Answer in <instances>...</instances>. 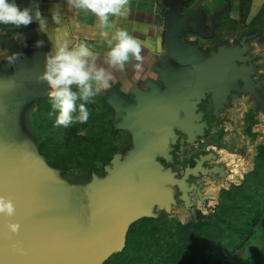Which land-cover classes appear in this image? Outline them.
Wrapping results in <instances>:
<instances>
[{
	"label": "water",
	"instance_id": "95a60500",
	"mask_svg": "<svg viewBox=\"0 0 264 264\" xmlns=\"http://www.w3.org/2000/svg\"><path fill=\"white\" fill-rule=\"evenodd\" d=\"M161 2L162 52L151 73L131 88L113 85L107 91L115 130L129 132L132 146L125 155L115 153L104 167L106 176L93 175L81 186L84 191L47 162L24 123V113L47 95L48 85L37 77L50 46L41 33L29 40L23 35L27 46L10 39L12 49L23 55L8 70L0 68V195L13 199L16 215L0 216V264H104L123 251L134 222L155 216L154 207L170 212L178 198L189 208L193 190L201 198L200 186L187 181L191 174H223L222 165L203 166L210 159L206 155L182 176L161 162L173 164L180 135L187 145L205 136L209 124L200 108L205 100H211L217 121L231 106L232 94L250 95L264 111V75L255 78L256 58L249 53V42L259 33L207 54L183 40L185 31H194L192 24L199 37H212L230 1L210 16L207 33L204 11L185 10L184 0ZM37 39L44 47H34ZM5 219L20 223L16 235L6 231Z\"/></svg>",
	"mask_w": 264,
	"mask_h": 264
},
{
	"label": "rangeland",
	"instance_id": "374dc122",
	"mask_svg": "<svg viewBox=\"0 0 264 264\" xmlns=\"http://www.w3.org/2000/svg\"><path fill=\"white\" fill-rule=\"evenodd\" d=\"M246 2L249 4L251 0ZM221 4L224 2L212 0L201 8L209 5L214 13ZM247 6L250 4L245 6L246 13ZM253 20L250 29L253 26L263 31L264 24L259 25L258 20L264 23V9ZM250 29L242 27L240 30L243 31L226 35H218L214 30L210 38L199 37L208 39L203 42L188 32L186 39L197 40L203 50H207L219 40L236 43ZM258 40L255 38L249 42V53L257 61V79L264 75V42ZM104 93L95 98L93 115L80 127L54 125L49 130L43 128L44 125H40L42 118L49 116L51 110L48 100L36 101L23 115L24 123L26 121L48 163L76 190H86L81 186H86L93 175L106 176L104 167L110 163L112 156L115 153L125 155L131 146L130 134L115 130L112 109L101 105L99 100ZM232 101L231 106L222 111L221 121L215 120L211 113L207 115L210 129L198 142L193 145L179 142L173 152V164L167 165L181 175L193 154L207 153L215 156L208 164L222 165L223 174L192 177V182H201L202 197L191 193L196 206L186 208L177 198L170 212L154 207L152 212L155 216L133 223L129 227L124 250L112 255L104 264H188L191 260L193 264H202L201 259L207 258L214 263L216 254H212L211 250L223 248L229 243L223 235L226 229L224 219L249 228L250 233L243 238L240 247L236 243V250L219 257L218 264H264V211L253 226L251 220L255 213L250 206L257 199L264 198V111L250 95L235 96ZM201 109L209 113L211 104L207 102ZM30 111L33 113L30 114ZM257 208L258 204L254 205V210ZM195 209L204 215L203 225L198 230L193 225ZM169 232L174 234L173 238L167 237ZM198 247L202 248L206 257L201 256Z\"/></svg>",
	"mask_w": 264,
	"mask_h": 264
},
{
	"label": "clouds",
	"instance_id": "9594fccd",
	"mask_svg": "<svg viewBox=\"0 0 264 264\" xmlns=\"http://www.w3.org/2000/svg\"><path fill=\"white\" fill-rule=\"evenodd\" d=\"M128 0H67L74 9L90 12L98 18L99 35L105 40L107 50L101 53L87 43L70 45L67 40L57 39L45 53L44 69L37 77L49 86V116H55V125L65 128L73 123L84 124L89 119L87 105L94 102L102 92L116 83L115 73L125 71L132 64L136 71L142 68V46L129 32L117 28L110 22V16L127 14ZM49 13L54 24L62 22L61 5L54 4ZM35 23L37 31L46 33L48 19L40 9V0H30V5L20 7L16 0H0V24L14 25L16 28L27 27ZM108 29H114L111 33ZM23 34L13 38L22 41ZM45 41L37 39L34 47H44ZM22 52L0 51L2 59L9 67L19 61ZM16 215V205L9 196L0 195V216L4 218ZM5 228L10 235H16L20 223L5 219Z\"/></svg>",
	"mask_w": 264,
	"mask_h": 264
},
{
	"label": "crops",
	"instance_id": "0c3cea01",
	"mask_svg": "<svg viewBox=\"0 0 264 264\" xmlns=\"http://www.w3.org/2000/svg\"><path fill=\"white\" fill-rule=\"evenodd\" d=\"M187 8L193 9L196 11L197 9H201L200 11L205 12L206 16H211L214 10H211L209 5L207 7L201 8L202 5L205 3H210L212 0H184ZM224 2L218 6L220 9L225 4H227V0H220ZM230 1V8L226 11L223 15L219 16L216 19V30L215 32L220 35H226L229 32H241L240 30L242 27H246L250 29V26L253 23V19L264 9V0H251L250 6H247V13H246V0H229ZM17 4L20 7H26L30 5V0H16ZM56 3L61 5V13H62V22L57 25L54 24L51 20V16L49 13V9ZM256 7V8H254ZM40 9L43 12L44 16L48 19V28L46 33L41 34L46 39L47 43L51 47L57 39L67 40L70 45H76L79 43H87L89 44L94 50L101 53V59L98 60V63H102L103 61V52L107 50V45L105 40L99 35L100 29L97 27L98 18L86 11L77 10L72 8L67 4V0H55V1H40ZM254 9V10H253ZM127 14L122 15L119 17L110 16V22L114 23L117 28L125 29L132 35L134 38L142 46V68L139 71H136L132 64L126 66L125 71L115 73L116 76V87L118 89H128L135 85L141 78H143L146 74L151 73V67L155 62V57L159 56L162 43V34L164 32L163 26V12L165 11L164 6L162 5L161 0H128L126 5ZM211 10V11H210ZM243 10L245 13H243ZM222 17V18H220ZM262 25L264 23H260ZM206 24V23H205ZM253 27V26H252ZM249 30L253 32L252 34L259 33L260 36L255 38L262 39L264 42V29L256 30V28H252ZM207 29V25H206ZM111 33L114 29H108ZM249 31H245L244 33H248ZM189 34L195 35L194 31H188ZM17 33H22L26 36V39H31V35L33 37L40 34L37 31V25L32 23L27 27L16 28L14 25H5L0 24V51H7L11 53L14 51L12 43H10V39L14 37ZM244 34L241 35V37ZM249 35V34H248ZM240 37V38H241ZM254 38V39H255ZM197 40L203 42L199 36L196 37ZM188 43L195 44L201 51H203V47L200 45L197 40L191 41V39H186ZM260 40H258L260 42ZM24 41H26L24 39ZM27 42V41H26ZM233 42V41H231ZM228 43L226 40H219V42L213 45L211 49L215 48L216 46ZM16 51V50H15ZM21 52V51H19ZM23 53V52H22ZM26 52H24V55ZM0 68L7 69L9 66L0 59ZM109 90V89H108ZM107 90V91H108ZM107 91H105L103 96H100V103L103 104V101H106L107 98ZM47 95H45L40 100H48V93H49V86L46 89ZM49 103V102H48ZM106 103V102H105ZM107 104V103H106ZM33 111H30L32 114ZM28 115V114H27ZM31 118V117H30ZM34 119V117L32 116ZM41 126L44 123L40 124ZM44 128V126H43ZM29 130V128H28ZM30 131V130H29ZM31 132V131H30ZM114 144H111L113 146Z\"/></svg>",
	"mask_w": 264,
	"mask_h": 264
},
{
	"label": "trees",
	"instance_id": "16d2710c",
	"mask_svg": "<svg viewBox=\"0 0 264 264\" xmlns=\"http://www.w3.org/2000/svg\"><path fill=\"white\" fill-rule=\"evenodd\" d=\"M246 34L248 35V33H246ZM105 102L106 101H103V106L105 107V109H108V110L111 109ZM93 104H94V102L91 103V104H89V105H87L88 110H89V117H91L93 115V107H92ZM90 112H91V114H90ZM54 120H55V116H53V117L52 116L51 117L50 116H47L45 118H42V122L41 123H44V128L47 129V130H49V129H51L55 125ZM79 125H80V123H73L72 124V126L74 128L75 127H80ZM82 128H84V125H83ZM39 148H40V146H39ZM40 151H41V149H40ZM251 189H253V188H251ZM256 204H258V208H257V210H254V205H256ZM250 206H251V209L255 213V215L253 216V218L251 220L252 221L251 225L254 226L257 223V221H258V216L261 214V212L264 211V198L257 199V201L254 202V203H252ZM250 206H249V208H250ZM195 215H196L195 216L196 220H195V222H193V225L196 228V230H198L203 225V222L202 221H203L204 215H203V213L199 209H195ZM147 218L148 217L142 218V219H147ZM136 222H134V223H136ZM223 222L226 225L225 226L226 229H225V231H223V235L224 236L226 235L225 238H226L227 241H229V243L227 245L223 246V248L218 247L219 249L217 248V249L211 250V252L213 251L212 254H214V253L216 254V256L213 258L215 260L214 263H213V260H211V259L209 260V258H207V259H203V260L201 259L202 264H218V262L220 260L219 257H223L224 255L229 254V253L233 252L234 250H236V248H237L235 246L236 243L240 247V244H242L243 238L244 237H247L249 235V233H250V229L249 228H244L241 225L232 224L228 220L225 221V219L223 220ZM167 237L168 238H173L174 237V234H172L171 232H169L167 234ZM126 240H127V238H126ZM228 246L231 247V249H232L231 251H229V247ZM199 250H201V251H199ZM198 251L201 252V256H202L203 255L202 248L198 247ZM202 257H206V256L203 255ZM156 264H160V262H158ZM188 264H193V260H191Z\"/></svg>",
	"mask_w": 264,
	"mask_h": 264
},
{
	"label": "flooded vegetation",
	"instance_id": "af4514ba",
	"mask_svg": "<svg viewBox=\"0 0 264 264\" xmlns=\"http://www.w3.org/2000/svg\"><path fill=\"white\" fill-rule=\"evenodd\" d=\"M188 7V5H186V9L185 10H191V11H193V9H189V8H187ZM200 8L199 9H197L196 10V12H200ZM209 19H210V16L208 15V16H206V17H204V21H205V23H206V25H207V29L205 30V32L207 33L208 32V30L210 29L209 28V26H210V21H209ZM192 27H193V30L195 31V25H193L192 24ZM215 30H216V27H215ZM196 32V31H195ZM254 32V31H253ZM253 32H251V31H249L248 32V34L250 35V34H252ZM187 33H188V31H185L184 32V36H183V40H185V41H187L186 40V35H187ZM189 34V33H188ZM196 36H199L197 33H194ZM235 43V42H234ZM209 50L210 49H207V50H203L202 52L204 53V54H207L208 52H209ZM256 60H255V65L257 66V64H256ZM258 67V66H257ZM256 79H257V76L255 77ZM235 96H240V95H237V94H232V96L230 97V101H231V104L233 103V101H232V99L235 97ZM207 102L208 103H210L211 104V110L209 111V113L208 112H206V111H204V110H202V111H204V118L208 121V116H210V113L212 112V103H211V100L208 98L207 100H205L204 102H203V104L202 105H204V104H207ZM202 107V106H201ZM200 107V108H201ZM222 114V113H221ZM220 114V115H221ZM208 115V116H207ZM221 120H222V118H221ZM209 122V121H208ZM209 124V123H208ZM209 129H210V124H209ZM208 129V130H209ZM207 130V131H208ZM207 131H206V134H207ZM124 132H126V131H124ZM126 133H129V132H126ZM130 138H131V136H130ZM185 140H186V138H185V136L184 135H180V137H179V140H178V142H177V144L180 142V143H184V144H186V142H185ZM200 140V138L198 139V141ZM197 141V142H198ZM176 144V145H177ZM175 145V146H176ZM132 146V145H131ZM131 146L128 148V149H130L131 148ZM175 146H174V149H175ZM127 149V150H128ZM174 149H173V151H172V156L174 157V154H173V152H174ZM126 150V151H127ZM122 154V153H121ZM210 156V159L209 160H207V161H205L204 163H203V166L204 167H207V168H211L212 166H210L209 164H208V161H210V160H213L214 158L213 157H215L213 154H207V153H196V154H193L192 155V157L190 158L191 160L190 161H188V162H186V164L184 165V167H183V173H184V170L186 169V167L187 166H189V167H193V166H195V164H196V159H200V157L201 156ZM161 162H163V164L164 165H170V164H167V163H165L164 161H162L161 160ZM183 173L181 174V175H179L178 174V176H182L183 175ZM207 174H203L202 172H200L199 171V177L201 176V177H204V176H206ZM192 177H194L192 174L188 177V182L191 184V183H193V184H195V185H197V186H200V184H201V182L199 181H196V182H192V180H191V178ZM199 177H197V178H199ZM196 178V177H195ZM199 189H200V193H201V187H199ZM192 192H195V194H198V192L196 191V190H193ZM191 192V193H192ZM191 193H190V195H191ZM198 196H199V194H198ZM202 197V196H201ZM191 201L192 202H194V204H193V206H196V204H195V201H193L192 200V196H191ZM183 205H184V203H183Z\"/></svg>",
	"mask_w": 264,
	"mask_h": 264
}]
</instances>
